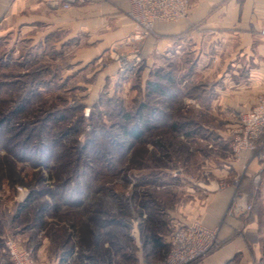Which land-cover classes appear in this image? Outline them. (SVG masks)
Masks as SVG:
<instances>
[{"label":"rangeland","instance_id":"obj_1","mask_svg":"<svg viewBox=\"0 0 264 264\" xmlns=\"http://www.w3.org/2000/svg\"><path fill=\"white\" fill-rule=\"evenodd\" d=\"M131 34L100 48L88 34L68 37L59 29L29 33L13 20L0 25V83L12 81L0 85V114L22 97L29 99L0 136V251L12 237L27 243L39 264H166L175 230L191 223H184L189 215L199 221L195 208L225 186L218 172L226 160L239 156L233 149L237 120L226 123L217 103L221 79L218 83L217 75L206 77L201 66L197 69L193 41L187 39L175 50L172 45L166 53L144 54L145 40L155 29L142 41L131 40ZM84 49L93 51L84 55ZM160 67L162 73L174 72L183 89L217 83L200 99L182 95L173 116L190 124L172 130L166 122L126 150L119 143V125L114 127L123 122L117 111L134 113L143 100L157 105L148 82L157 80ZM50 112L66 118L49 128V137L66 128L75 132L58 140L46 162H31L20 156L19 147L30 134L47 131L43 127ZM84 159L92 170L88 175L78 172ZM33 187L45 191L37 205L55 200L50 190L62 195L58 209L39 219L34 209L15 217ZM238 191L230 211L236 210ZM214 229L217 241L206 256L227 242ZM152 237L164 245H154ZM238 259L235 255L225 264H238ZM0 264H10L6 255H0Z\"/></svg>","mask_w":264,"mask_h":264},{"label":"crops","instance_id":"obj_2","mask_svg":"<svg viewBox=\"0 0 264 264\" xmlns=\"http://www.w3.org/2000/svg\"><path fill=\"white\" fill-rule=\"evenodd\" d=\"M65 1L0 0V25L13 20L29 33L59 29L68 37L88 34L100 48L126 38L135 28L127 13L129 0H77L70 7ZM263 21L264 0H190L185 18L155 24L144 54L166 53L172 45L175 50L187 39L193 41L197 69L201 66L206 77L217 75L218 83L221 79L217 103L225 110V122L232 124L264 94ZM92 51L84 49L83 54ZM218 174L225 186L208 194L195 211L200 222L218 227L220 239L227 242L193 264H225L235 255L238 264H264V133L258 149L226 160ZM237 189L243 197L230 211ZM188 217L184 223L196 220Z\"/></svg>","mask_w":264,"mask_h":264},{"label":"trees","instance_id":"obj_3","mask_svg":"<svg viewBox=\"0 0 264 264\" xmlns=\"http://www.w3.org/2000/svg\"><path fill=\"white\" fill-rule=\"evenodd\" d=\"M161 69L162 68L160 67L156 71V75L158 76L157 80L148 82L149 96L155 94L158 96L156 100V102H158L157 105L151 106L148 101L143 100L137 105V109L134 113L123 108L117 111V115L119 116L118 119L121 118L120 120H123V122L115 123L114 127H117L119 125L121 134L120 136L122 137V140H120L119 143H121L126 148V150L134 143L143 141L144 136L149 131L161 128L165 125L166 122L170 123L169 126L172 130H178L181 127V123L190 124L191 121L180 122V119L176 117L177 115L173 116V110L175 111V113H177V104L183 101L182 95H184V93L186 92V94H188L189 96L194 97L195 99H200V97L203 96L201 94L203 91L207 90V88L212 91L217 83H194L188 85L183 89V87L179 85L181 83V80L178 79L177 75L174 74V72L169 71L162 73ZM6 82L11 83L12 81H6L5 79H2L0 85H3ZM32 92L34 91L32 90ZM28 100V97H22L14 105L12 110H10L8 113L0 114V136L3 133L5 134V132L9 130V128L11 127V123L14 122L16 116L19 113H22V111L26 108ZM186 105L188 107H192L189 104ZM64 118H66L64 115H57L56 112H50L48 117H46L48 122L43 127L47 128V131L42 130V133L38 131L35 134H30L29 137L22 140L23 142H25V146L23 145V147H19L22 150V155L20 156L25 159H29L31 162H36L39 164L46 162L48 158L52 157L55 151L54 147L60 144L58 140L61 141V139H64L68 137V135H72L75 132V130L72 128H66L65 130L57 131L55 136H48L47 133L49 131V128L54 124H57L61 119ZM101 129H105L106 132L108 131L106 130L105 126H102ZM229 140L230 138L225 139V149L229 148ZM26 143L34 144L29 146ZM160 146H163L161 142L158 143V147ZM94 152H99V150L94 149ZM108 160L110 162L107 161L106 164L109 165L108 167H111L112 162L110 159ZM84 161L85 159L81 160L82 165L80 166V169H78V172H81L84 175H88L92 170L87 163H84ZM48 192L55 200L52 201V199H46L37 205L35 201H38L39 197L44 196L45 191L41 189H35V187H33L30 194L27 196L26 201L19 205V211L16 212L15 217H18L21 212L27 213L30 209H34V217L36 219H39L44 218L53 210H57L58 206L56 202L60 197H62V195H59L52 190ZM152 240L154 245H164L161 241H159L158 237H152ZM24 245L26 247H30L27 243ZM198 260H196L195 262H197Z\"/></svg>","mask_w":264,"mask_h":264},{"label":"built area","instance_id":"obj_4","mask_svg":"<svg viewBox=\"0 0 264 264\" xmlns=\"http://www.w3.org/2000/svg\"><path fill=\"white\" fill-rule=\"evenodd\" d=\"M76 0H66L69 6ZM129 16L135 22L131 40H144L155 29L159 21H177L188 15L190 0H129ZM260 36L264 41V21L260 28ZM137 61L128 60L126 66H133ZM264 133V94L258 96L254 107L241 112L237 116L236 128L233 129L235 153L254 151ZM239 184V180L235 181ZM238 199L242 193L238 191ZM251 208L250 205L246 209ZM217 229L208 227L195 220L178 227L173 234V247L166 264H191L205 257L217 241ZM0 255H6L10 264H39L33 249L26 247L18 240L7 237Z\"/></svg>","mask_w":264,"mask_h":264}]
</instances>
